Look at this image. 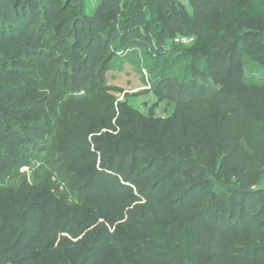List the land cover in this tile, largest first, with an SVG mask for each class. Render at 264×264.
Segmentation results:
<instances>
[{
  "label": "trees",
  "instance_id": "trees-1",
  "mask_svg": "<svg viewBox=\"0 0 264 264\" xmlns=\"http://www.w3.org/2000/svg\"><path fill=\"white\" fill-rule=\"evenodd\" d=\"M57 1L0 0V190L18 183L24 166L31 173L44 167L43 161L38 167H34L36 162L29 161V155L37 156L34 135L40 120L36 117L42 115L44 119L52 110L46 109L47 100L39 99L38 91H56L64 97L86 85L84 90L93 95L90 102L106 104V112L115 111L114 101L99 92L105 89L102 76L116 52L101 56L100 61L98 56L119 29L123 33L133 30L128 32L124 48H141L142 62L150 75L147 82L156 93L163 92L172 80H177L182 88L187 82L196 86L199 78L204 77L205 81L198 83L201 92L192 90L189 96L188 101L195 102L207 88H215L216 78L223 73L222 64L210 63L209 56L214 55L215 47L218 52L223 51L226 41L232 40L230 66L242 67V83L261 88L257 98L264 100V60L259 67L245 61L246 55L264 54V46L250 50L252 45L255 48L258 38H264V32L245 31L235 36L224 33L225 25L236 21L251 20L264 25V0H188L193 13L179 0H102L90 16L83 12L64 15V8ZM121 1L125 11H121V24L116 27L115 16L120 14ZM142 6L147 7L151 16L145 23L140 21ZM212 14H216L217 22L211 21ZM167 27L185 38L193 36V41L179 50L163 71L157 69L161 67L160 52ZM150 31H154L158 44V55L153 59L141 44ZM221 33L218 42L216 36ZM246 41L248 45L243 44ZM172 69H178L179 74ZM68 79L71 84H67ZM182 90L175 101H182ZM116 107L117 135L108 132L88 139L90 131L81 128L76 140L67 141V150L72 154H67V166L71 168L84 155L94 159L100 155L98 166H92L87 158L90 164L81 173L85 185L67 182L69 187L62 188L63 192L53 199L75 209L74 215L64 218L70 220L68 225L63 227L65 221H59L52 235L47 234V229L39 233L41 228L28 237L34 210L43 204L42 200H34L35 194L22 199L14 194L7 210H0V227L5 225L2 230L14 238L0 248V264H264V189L254 188L264 178V149L255 148L256 143L264 146V124H255L253 116L248 115L252 130L247 133V140H232V116L225 135L205 133L202 119L197 122L199 126L187 123L182 138L163 146L165 130L156 132L155 126L154 136L130 106L119 103ZM111 125V117L102 118L95 131L115 127ZM256 152L259 156L252 158ZM111 168L117 176L123 174L124 181L134 185L136 191L128 188V192L116 191L114 195L109 189L102 194L95 192L105 182L124 186L117 176L107 181L106 170ZM60 177L66 181L63 175ZM57 186L60 188V183ZM112 199L141 202L128 210L120 223L132 229L117 234L119 229L112 233L101 226L90 229L78 244L74 243L73 236L83 228L78 220L84 207L95 203L97 214L102 213L108 221V212H101L96 204ZM62 215V210L56 214ZM14 230L18 233L14 234ZM61 231L64 236H58ZM129 232L135 239H127ZM103 239L113 248L120 243L130 249L120 251L116 260L109 263L101 252ZM20 243L21 251L28 250V246L34 250L18 257L12 251ZM37 249L38 254L47 253L49 261L37 259Z\"/></svg>",
  "mask_w": 264,
  "mask_h": 264
},
{
  "label": "rangeland",
  "instance_id": "rangeland-1",
  "mask_svg": "<svg viewBox=\"0 0 264 264\" xmlns=\"http://www.w3.org/2000/svg\"><path fill=\"white\" fill-rule=\"evenodd\" d=\"M101 1L102 0H70V2L67 4V0H58L57 3H59L60 8H64V15H70L74 12H83L86 16H90L94 14L95 8L99 3H101ZM123 1H121V4H119L120 14L118 13L115 16L117 18L116 22L114 23L116 27L121 24L119 22V20L122 18L121 11L125 9V7L121 6L123 5ZM179 1L185 5L189 13H193V9L188 0ZM164 10L165 6L163 7L162 11ZM139 11L140 8L138 9V12ZM150 19L151 16L150 13L147 12V7L142 6L140 21L145 23L148 20L150 21ZM210 19L212 22H217L216 14H212ZM39 21L40 20H38L36 24H38ZM70 25L71 23L68 22L67 27H70ZM140 25L143 27V24ZM225 27L226 29L224 33L227 36L239 35L245 31H251L252 34L255 32H264V25L257 21L251 20L232 22L226 24ZM166 29L167 31L164 33L162 40L163 48L160 52L159 63L161 64V67L157 69L163 71L169 66V62L174 59V57H176V53L183 49L185 45H188L191 43V41H193V36H189L188 39H190V42L184 43L183 39L186 36L182 34H176L171 27H167ZM132 31L133 30L130 29L123 33V31L119 29L115 34L116 36L112 38L108 44L103 45L101 53L98 56V60L100 61L102 60L100 59L101 56H109L114 52V50L116 52L114 57H112L108 63L107 69L104 71L102 76V85L105 89L99 92V95L101 96H109L107 100L111 98V100L114 101L113 105L115 111L113 113L110 110L107 111L108 113L105 111V109L108 108L106 104L100 105V102H93L94 100L90 102L91 99H93V95L92 93H87L88 91H85L88 88V86L86 87L85 84V87L83 89L81 88L82 91L80 88H77L75 92L72 91V93H68L64 97H61L56 91H45L44 89L38 91V94L40 95L39 99L43 98L47 100H44L45 104L48 105L46 109L52 108V110H49L50 112L46 113L44 119H42V115L36 117L37 120H40L35 129L36 132H38L36 135H34L37 143L34 156L35 154L37 156L33 158L31 155H29V161H32V163H37H35L36 165L34 167H38V165L43 161L44 167L39 168L37 173H31V171L27 170V167L24 166V168L21 170L23 173L20 180L21 182L19 181L10 187L8 186L11 184L8 186L6 185L8 188L5 189L2 187L4 189L0 190V210L3 209V211L7 210L10 201L14 199V194H16L19 199L35 194V201H43L42 206L39 205L34 210L31 221V229L28 231V237L30 234L34 235L36 231L41 228L42 229L39 231V233L44 231V229H47V234L52 235L57 222L65 221L64 218H69L70 216L74 215L75 209L73 207L70 208V206H67L66 208L59 202V199L54 201L53 199H56V197H58L57 195L60 192H63L62 188L66 189L69 187L70 184L67 182H74L76 186L80 187L85 185V176L82 177L81 173L83 169H86L87 165L90 164V160L92 166L93 164L98 166L100 155L97 154L95 156L96 160L94 159V156L91 158L90 156L87 157L84 155V157L82 156L81 160L79 159L74 167L71 168V166H67V154H71L70 150H67V141L73 139L76 140V138L79 137L77 131L79 132L81 128L90 131L87 136L88 139L91 137L98 138L101 134L108 132L117 135L119 128L117 125H115V121H117L118 117V109L116 106L119 103L127 104L134 112L140 115L141 121L146 123L144 126L148 128L150 133H153L154 136H156L154 132L156 130H153L155 126L158 129L156 132L159 130H165V133L167 132V134L163 140V146L175 142L174 140L177 138H182L187 123H193L196 124V126H199L197 122L202 119L204 121L203 125H206L203 130L205 133L217 132V134L220 133L225 135L227 132L225 128L230 122L229 117L232 116L234 121L232 140H247V133L252 130V123L248 121V115L253 116L255 119V124H264V100H259L257 98V93H261L262 89L258 86H246L243 84L241 81L242 67L238 65L232 67L230 66L231 63L229 60V54L231 51L232 40L226 41V48L223 51L220 50L218 52V49L216 50L217 47H215L214 55L211 54L209 56L210 63L222 64L223 66V73L221 76L216 78V82L214 83L215 88H207L205 93L198 96L195 102H189L188 99L192 90H194L195 93L201 92L202 88L199 87L198 83L201 81L204 82V77L199 78L196 86L188 84L187 82L182 88L178 86L179 84L177 80H172L168 85H166L163 92L160 90L159 93H156L147 82V80L150 81V75L145 68V64L142 62L141 48H133L129 50L124 48V46L127 44L126 36L127 34L129 35L128 32ZM149 33L145 39L141 41V44L143 45V49L148 51L150 58L153 59L156 55H158L156 51V45L158 44H156L154 40V31H150ZM222 35L223 33L216 36L218 42L220 41ZM136 40H138V38H136ZM121 41H124L123 46L120 45ZM243 44L248 45L249 42L246 41ZM216 46H218V44ZM263 46L264 38H258L256 40L255 48L252 45L250 46V50H256L262 48ZM83 56L84 55L82 54L81 59ZM217 57L219 58L218 62L216 61ZM195 60L196 58L192 59L191 61ZM263 60L264 54L245 56V61L248 63V65L256 64V67L261 66ZM209 65L211 66V64ZM172 71H174L176 74H179L178 69H172ZM182 73L183 72H180V75H182ZM258 74L259 72H257V75ZM87 80L89 81V79ZM211 81L213 82V80ZM70 82L71 80L68 79L67 84ZM86 82L87 81H84V83ZM203 88H205V84ZM180 89H183L182 95H179V99H182V101L178 102L175 100H177L176 98L178 97ZM83 91L85 93H83ZM80 96L85 98H79ZM110 117L111 124H113L115 127L111 125L113 128L101 127V129L95 131V128L98 127V124L102 122V118ZM189 118H191V121ZM208 126L213 128H207ZM52 130L53 133H50ZM159 133H157V135ZM255 148L258 149V151H262L264 146L258 145L256 143ZM90 149L93 152V148L91 147ZM258 156L259 155L256 152L253 154L252 158ZM45 158L46 160L44 161ZM106 171L107 181H112L114 180L113 177L117 176L115 174L114 168ZM59 174L63 175V178H66L65 182L61 180ZM24 175H26V179L24 178ZM122 175L123 174L121 173L118 174L117 179L120 183L124 184L123 187H121L118 183L113 185L111 183L109 184L105 182L99 186L97 184L98 189H95L94 191H99L102 194L106 192L104 191L105 189H109L111 191V195H114L116 191L117 193L128 192V188H130L132 192H135V186L125 182ZM48 176H50L49 179ZM254 177L256 179L257 175ZM49 182H51L52 185H50ZM57 183H60V188L57 186ZM55 185L58 187V190L56 189ZM256 187L264 189V178L262 180L260 179L258 183H255L254 188ZM86 191L87 189L84 191L85 194ZM45 202L47 204H44ZM94 204L95 203H90L88 206H85L86 208L84 207L82 212H80L78 221L83 228L73 236V241L74 243L76 242V244H78L79 241L85 236L87 231L101 226L106 227L107 230L112 233L117 228L120 230L117 234L126 232L128 230L130 231L132 228H129L128 225L122 227L120 223L124 222L125 217L127 216V211L131 210L134 206L140 205L141 202L131 201L130 199H126L124 201L112 199L106 204L97 203L96 205L100 208L101 212H108V221L102 218L104 217L102 213L99 215L97 214L96 206H94ZM43 205L46 206V208H43ZM61 210L63 211V215L60 217L56 216V214ZM122 215L123 218L121 219L120 217ZM69 223L70 220H66L63 227ZM33 224L34 227L32 228ZM5 227V225L0 227V248H2V246L8 240L12 241L14 239L12 236L2 230ZM17 233L18 231L14 230V234ZM64 235L65 232L61 231L58 236ZM131 237L135 239V236L130 235L129 232L127 234V239H131ZM102 241L103 251L101 252L106 254L105 257H108L107 261L109 263L116 260L120 251L130 249L127 244L120 245L119 243L113 248L111 247V244H106V239H103ZM20 246L21 243L16 246L15 251H12L15 252L16 255H19L18 257L24 256L28 254L29 251L34 250L33 247L28 246V250L21 251ZM38 253L39 250L34 254L37 259L40 258V261H49V256L47 253H45V255H43V253Z\"/></svg>",
  "mask_w": 264,
  "mask_h": 264
},
{
  "label": "built area",
  "instance_id": "built-area-1",
  "mask_svg": "<svg viewBox=\"0 0 264 264\" xmlns=\"http://www.w3.org/2000/svg\"><path fill=\"white\" fill-rule=\"evenodd\" d=\"M183 42H184V43H189V42H190V39H188V38H184V39H183Z\"/></svg>",
  "mask_w": 264,
  "mask_h": 264
}]
</instances>
